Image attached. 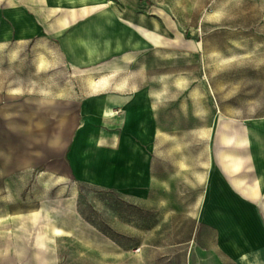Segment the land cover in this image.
Segmentation results:
<instances>
[{
  "label": "crops",
  "instance_id": "1",
  "mask_svg": "<svg viewBox=\"0 0 264 264\" xmlns=\"http://www.w3.org/2000/svg\"><path fill=\"white\" fill-rule=\"evenodd\" d=\"M201 52L199 35L185 40L163 2L0 0V190L24 191L35 174L32 185L44 177L54 189L62 177L75 193L85 185L190 207L185 170L200 172L201 158L185 157L183 129L200 128L205 112L212 134L203 192L193 191L196 230L226 263L264 264V67L235 76L222 56L230 66L202 88ZM186 55L196 57L192 87ZM72 202L59 201V216L56 198L2 206L0 264H121L124 250Z\"/></svg>",
  "mask_w": 264,
  "mask_h": 264
},
{
  "label": "rangeland",
  "instance_id": "2",
  "mask_svg": "<svg viewBox=\"0 0 264 264\" xmlns=\"http://www.w3.org/2000/svg\"><path fill=\"white\" fill-rule=\"evenodd\" d=\"M155 1L167 4L170 19L183 33L185 40L197 35L201 38L202 88L203 85L207 88V76L210 71L222 73L225 67L230 66L222 56L232 58L231 66L235 76L240 72L256 71L257 65L264 67V43L256 38L257 34H264L256 31L257 24L264 19V0ZM196 26L200 27V32L196 30ZM26 55H32V51H26ZM209 55L213 56L210 63ZM194 60L191 55L185 57L186 87H192L193 80L196 79V57ZM30 67H26V82L32 79ZM221 77L223 76L218 74L217 78ZM205 114L200 128L183 129L185 157L191 158L193 154L196 157L199 154L201 158L200 172H193L187 167L185 170L184 188L190 207H148L143 201L135 198L85 185L78 186L75 193L74 184L63 180L62 177H58L54 189L53 186L49 187L52 184H43L44 177L41 178L40 185L36 182L32 185L37 176L28 174L25 177L24 191L0 190V212L8 201L12 205L11 201L17 198H56L58 207L52 209L57 211L58 216L64 213L66 208L59 206L60 200H72L71 208L73 214L77 215L74 207L76 198L78 212L124 250L121 253V264H228L216 255L209 233L196 230L195 226L200 208L193 206L196 204L193 191L196 192L199 187L201 193L203 192L208 170V142L212 134V129L207 127L208 113L202 112V115ZM188 164L191 165L192 161L187 160L186 166ZM59 179L62 182H59ZM27 180H30V183ZM1 186L0 182V188ZM69 259L75 261L76 257ZM107 262L111 263L112 260Z\"/></svg>",
  "mask_w": 264,
  "mask_h": 264
}]
</instances>
